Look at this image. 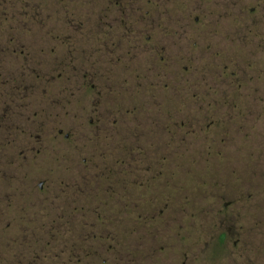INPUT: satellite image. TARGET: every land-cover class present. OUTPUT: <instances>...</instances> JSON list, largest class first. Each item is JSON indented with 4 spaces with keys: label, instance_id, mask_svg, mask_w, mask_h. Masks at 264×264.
I'll return each instance as SVG.
<instances>
[{
    "label": "flooded vegetation",
    "instance_id": "flooded-vegetation-1",
    "mask_svg": "<svg viewBox=\"0 0 264 264\" xmlns=\"http://www.w3.org/2000/svg\"><path fill=\"white\" fill-rule=\"evenodd\" d=\"M246 1L0 0V264H68L45 250L41 244L51 242L36 239L34 232L57 236L72 226L79 230L77 263L91 264L87 250L101 240V214L112 207L128 215L133 257V215L149 227L163 222L166 199L185 197L165 177L166 152L179 150L182 130L194 135L200 119L221 113L216 107L203 116L167 112L164 106L172 101L161 92L183 82L190 90L197 82H222L224 89L223 82H246L243 63L222 57L230 54L229 38L241 44L264 38V0H253L250 8ZM209 7L222 10L211 24L239 23L241 29L197 34ZM203 42L215 46L201 47ZM220 96V102L198 100L195 93L190 103L226 104ZM182 103L187 102L172 105ZM238 114L244 124L252 112ZM90 134L95 146L126 151L127 157L98 164L83 160L87 173L71 180L70 139L84 146ZM155 151L164 159L154 158ZM219 183L227 192L210 191L198 212L218 230L215 245L224 248L225 264H264L262 243L256 241L259 219L246 213L236 195L244 181L232 187ZM198 212L192 214L199 218ZM213 243L204 241V249ZM61 244L64 253L69 244ZM194 261V253L190 257L185 250L171 264Z\"/></svg>",
    "mask_w": 264,
    "mask_h": 264
},
{
    "label": "rangeland",
    "instance_id": "rangeland-1",
    "mask_svg": "<svg viewBox=\"0 0 264 264\" xmlns=\"http://www.w3.org/2000/svg\"><path fill=\"white\" fill-rule=\"evenodd\" d=\"M252 1L247 0L245 5L249 8L252 7ZM80 7L87 8L89 6L86 4ZM169 8L172 9V7ZM220 12L222 10L209 7L206 10L207 16L204 17L206 20L201 19L195 27L197 34H205L210 30L221 32L241 29L242 24L239 23H223L219 26L215 23L211 24L210 20L216 19ZM212 26L214 27L212 28ZM241 41L244 44H241L236 38H229L226 50L230 54L222 55V57L230 59L234 65H239L238 62L243 63L245 66L243 68L247 72L246 82H223L227 89L222 87V85L224 86L222 82H197L194 90H190L188 85L183 82V86L169 84L161 92L166 98L165 101H172L171 104L164 106L167 112L177 111L180 114L195 112L194 114L198 113L203 116L204 113L211 112L209 109L215 107L221 112L214 119H200L199 124L195 125L194 135H185V130H182L180 134L183 140L178 147L179 150L167 151L165 159L160 157V151H155L154 158L164 159V162L161 163L165 164V177L171 178L173 186H178L175 190L184 192L185 194L182 193V195L184 194L185 197L179 199L177 196L178 198L166 199L169 205L165 207L163 222L153 223L149 227L143 228L140 225L142 216L133 215L132 258L129 257V252H131L129 241L131 239L127 230L128 215L124 212L118 213V211L116 213V209L113 207L108 209V212L102 213L101 240L94 246L90 245L87 250V258L91 264H171L176 262L179 255L185 250L188 251L190 257L194 253L193 264H225L222 250L224 248L215 245L218 230L207 219L206 213L198 212L204 208L203 201H206L205 196L210 191L219 193V195L227 192L225 188H221L219 182H225L232 187L238 185L239 182L242 184L244 181L236 195L241 197L240 205L246 208V213L254 214L259 219L256 223L258 233L256 241L262 243L261 249H263L262 254L264 255V38H246ZM200 45L204 48L215 46L212 45V42L210 45L208 42H203ZM243 46L244 50L240 51V47ZM258 75L262 78L260 82L257 81L259 80L257 79ZM214 84L219 86L212 87ZM217 88L220 90L219 94L215 92ZM195 93L198 100L202 97L205 100L219 102L222 99L220 95L223 94L228 102L226 104L219 103L218 106L210 105L207 102L204 105H202L203 103L195 105L190 103ZM180 98L187 103L178 106L172 105L174 100L181 101ZM247 111H251L252 114L243 119L245 120L243 124L238 112ZM224 112H231L233 118L226 119ZM243 125L245 126L244 130L240 129ZM208 126L211 128L209 129ZM186 127V125L182 126L183 129ZM91 137L90 134L89 140L85 141L84 146L81 145L82 143L79 144L75 137L70 139L68 151L71 180H80L81 176L87 173L83 171L85 167L82 166L83 160H87L89 164H98L102 161L111 162L116 158L127 157L126 151L106 150L95 146ZM148 152L151 153L152 150ZM135 157L142 158L139 153ZM144 158L146 157L144 156ZM150 158L152 157L150 156ZM159 169L160 167L157 168V171ZM96 173V168H93L92 174ZM105 174L107 175V173ZM214 182L217 184L216 188ZM211 185H214V188L210 189ZM171 189L173 190V188ZM182 207L190 209L191 213L181 212L180 208ZM196 210L199 218L192 214V211L195 213ZM257 212L260 213L259 216ZM247 224H253V221H247ZM34 233L36 239L44 237L46 242H51L49 246L41 245L45 250H53V257L58 259L63 257L62 260L66 258L70 262L68 264H78L79 230L76 226H72L65 234L57 232V236L52 233L47 237L48 231ZM207 240H213L214 246L211 245L206 251L203 242ZM62 241L69 244L64 253L62 250L65 247L62 246ZM212 249L215 250L214 255L209 252ZM56 261L54 264H60Z\"/></svg>",
    "mask_w": 264,
    "mask_h": 264
}]
</instances>
